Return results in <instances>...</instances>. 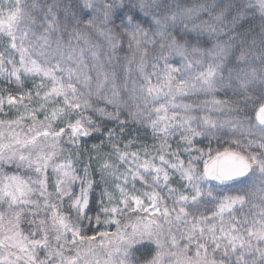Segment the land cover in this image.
<instances>
[{
  "label": "snow or ice",
  "instance_id": "obj_1",
  "mask_svg": "<svg viewBox=\"0 0 264 264\" xmlns=\"http://www.w3.org/2000/svg\"><path fill=\"white\" fill-rule=\"evenodd\" d=\"M0 264H264V0H0Z\"/></svg>",
  "mask_w": 264,
  "mask_h": 264
},
{
  "label": "rangeland",
  "instance_id": "obj_2",
  "mask_svg": "<svg viewBox=\"0 0 264 264\" xmlns=\"http://www.w3.org/2000/svg\"><path fill=\"white\" fill-rule=\"evenodd\" d=\"M221 98H223V97H221ZM133 135H135V133H133ZM140 135H141V136H143V132H141V133H140ZM148 142L150 143V142H151V140L149 139V141H148ZM138 146H139V145H134V147H138ZM112 230H113V231L115 230V229H114V227H113V229H112ZM89 234H90V233H89Z\"/></svg>",
  "mask_w": 264,
  "mask_h": 264
},
{
  "label": "trees",
  "instance_id": "obj_3",
  "mask_svg": "<svg viewBox=\"0 0 264 264\" xmlns=\"http://www.w3.org/2000/svg\"><path fill=\"white\" fill-rule=\"evenodd\" d=\"M91 234V233H90Z\"/></svg>",
  "mask_w": 264,
  "mask_h": 264
}]
</instances>
